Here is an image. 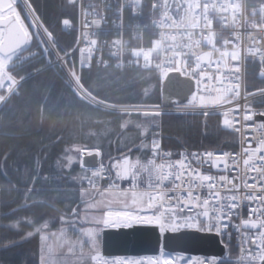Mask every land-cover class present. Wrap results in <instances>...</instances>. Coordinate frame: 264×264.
I'll use <instances>...</instances> for the list:
<instances>
[{
	"label": "built area",
	"instance_id": "2783aa9c",
	"mask_svg": "<svg viewBox=\"0 0 264 264\" xmlns=\"http://www.w3.org/2000/svg\"><path fill=\"white\" fill-rule=\"evenodd\" d=\"M75 6L73 47L58 54L46 32L23 2L19 20L24 45L0 54V106L21 80L39 69L77 55V65L151 67L160 83L169 72L192 80L186 99L170 106L105 105L127 112L218 114L235 135V146L186 151L160 145L142 158L123 155L106 165L97 148L96 165L73 188L88 193L141 192L147 208L109 210L129 215L126 223H154L160 232L195 229L215 233L221 255H200L159 249L155 253L98 255L91 264H262L264 258V126L256 119L264 106V88L244 90L245 69L256 65L264 80V0H67ZM18 18V17H17ZM32 29V32L30 29ZM39 38L47 51L41 50ZM2 29H0V39ZM35 42V43H34ZM42 52L46 63L27 74L16 72ZM60 55L61 57H58ZM70 80L73 78L63 65ZM74 82V81H73ZM205 177L211 178L210 181Z\"/></svg>",
	"mask_w": 264,
	"mask_h": 264
},
{
	"label": "trees",
	"instance_id": "16d2710c",
	"mask_svg": "<svg viewBox=\"0 0 264 264\" xmlns=\"http://www.w3.org/2000/svg\"><path fill=\"white\" fill-rule=\"evenodd\" d=\"M24 1L55 50L59 54L69 51L75 34L65 27L74 22V4L67 0ZM245 1L253 5L263 0ZM47 57L41 52L29 58L16 74L43 66ZM65 63L79 88L100 103H159L154 68H81L76 54ZM256 70V65L245 69L246 92L264 88ZM252 105L264 106V98ZM133 122L149 125L151 131L159 129L160 145L166 149L235 146V135L222 125L218 114L163 112L144 116L108 110L81 97L57 64L21 80L0 106V264H38L40 231L57 227L60 216L79 202V191L73 187L86 171L78 166V150L72 149L97 147L106 165L123 155L133 159L148 154L151 134L140 135Z\"/></svg>",
	"mask_w": 264,
	"mask_h": 264
},
{
	"label": "water",
	"instance_id": "95a60500",
	"mask_svg": "<svg viewBox=\"0 0 264 264\" xmlns=\"http://www.w3.org/2000/svg\"><path fill=\"white\" fill-rule=\"evenodd\" d=\"M0 28L3 29L0 40L1 54H7L24 44L25 34L13 13L0 15ZM56 63L63 68V60L62 64ZM192 87L190 78L181 76L178 72H169L159 83V103L162 106L180 103L186 99ZM255 117L261 120L264 126V114H257ZM79 160L84 167L97 163L94 153L83 155ZM99 245L102 255L155 253L159 249L214 256L223 252V245L213 232L195 229L160 232L154 223L138 222L103 225L100 228Z\"/></svg>",
	"mask_w": 264,
	"mask_h": 264
},
{
	"label": "rangeland",
	"instance_id": "374dc122",
	"mask_svg": "<svg viewBox=\"0 0 264 264\" xmlns=\"http://www.w3.org/2000/svg\"><path fill=\"white\" fill-rule=\"evenodd\" d=\"M22 10V0H0V15L14 13L18 20H24ZM29 29L32 32V29ZM33 40L40 43L42 51H47L45 43L39 38L38 34L37 39L33 37ZM63 72L75 91L85 100H88L79 92L81 89L77 84H74L72 79L70 80L64 69ZM108 109L110 110V108ZM113 111L126 112L117 109ZM139 113L144 116L158 114L146 111ZM132 126H139V134L142 136L148 133L151 134L149 139L151 149L154 146L151 137L156 129L151 131L149 125L144 126L136 122H133ZM77 150L79 148L72 149L73 152H77ZM146 204V195L141 192H100L96 195L79 192V202L71 208L68 214L60 216L59 225L40 231L38 264H91L99 250L98 234L100 228L105 224H113L111 221H114L105 217V212L115 209L143 210L147 208ZM118 215L121 218L129 217L126 214ZM42 227H45V224Z\"/></svg>",
	"mask_w": 264,
	"mask_h": 264
},
{
	"label": "bare ground",
	"instance_id": "6f19581e",
	"mask_svg": "<svg viewBox=\"0 0 264 264\" xmlns=\"http://www.w3.org/2000/svg\"><path fill=\"white\" fill-rule=\"evenodd\" d=\"M58 61H60V64H62V60H59V59H58ZM79 91L81 92L82 95H84V96L87 97L88 99H90V100H92V101H94V102H96V103H98V104H101V103H99L98 101H96L95 99H93L92 97H90L89 95H87L86 93H84L82 90H79Z\"/></svg>",
	"mask_w": 264,
	"mask_h": 264
},
{
	"label": "snow or ice",
	"instance_id": "6c2138e0",
	"mask_svg": "<svg viewBox=\"0 0 264 264\" xmlns=\"http://www.w3.org/2000/svg\"><path fill=\"white\" fill-rule=\"evenodd\" d=\"M205 179L210 181L211 178H209V177H205Z\"/></svg>",
	"mask_w": 264,
	"mask_h": 264
}]
</instances>
